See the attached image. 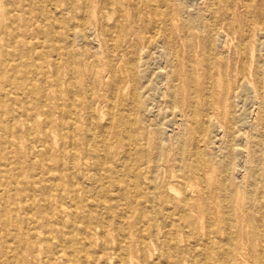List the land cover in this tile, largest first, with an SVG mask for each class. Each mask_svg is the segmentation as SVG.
Instances as JSON below:
<instances>
[{
    "label": "rangeland",
    "instance_id": "obj_1",
    "mask_svg": "<svg viewBox=\"0 0 264 264\" xmlns=\"http://www.w3.org/2000/svg\"><path fill=\"white\" fill-rule=\"evenodd\" d=\"M210 9L0 0V264H264V171L218 141L264 158V0Z\"/></svg>",
    "mask_w": 264,
    "mask_h": 264
},
{
    "label": "bare ground",
    "instance_id": "obj_2",
    "mask_svg": "<svg viewBox=\"0 0 264 264\" xmlns=\"http://www.w3.org/2000/svg\"><path fill=\"white\" fill-rule=\"evenodd\" d=\"M216 1L217 0H209V6L211 7V9L210 10H214V7H215V5H216ZM91 10V9H90ZM211 13V16H212V12H210ZM209 17V16H208ZM239 18V17H238ZM193 21L194 22H196V23H198V24H200L201 25V27H202V23H203V19H202V16H198V17H195V18H193ZM43 33V32H42ZM95 34V33H94ZM249 34L251 35V37L255 40V42L256 41H258V39L259 38H264V18H263V20H262V23L261 24H259V25H253V26H251V28H250V30H249ZM215 36V35H214ZM213 39V38H212ZM95 40V39H94ZM88 43V42H87ZM161 43V42H160ZM159 43V44H160ZM216 43V42H215ZM89 44V43H88ZM94 45V44H93ZM210 45V44H209ZM260 45V44H259ZM95 47V46H94ZM216 47V46H215ZM259 48V47H258ZM262 48V47H261ZM142 49V48H141ZM168 50H169V48H168ZM142 51V50H141ZM167 52V51H166ZM258 52V51H257ZM140 54H141V52H140ZM258 54V53H257ZM71 55V54H70ZM161 56V55H160ZM263 56V55H262ZM140 57V56H139ZM162 59L163 58H165L164 56L163 57H161ZM258 59V58H257ZM6 60V59H5ZM140 60V59H139ZM144 60V59H143ZM89 61V60H88ZM92 61V60H91ZM90 62V61H89ZM158 62H159V60H158ZM168 62H170L169 60H168ZM259 62H261L260 60H259ZM139 63H140V61H139ZM161 63V62H160ZM163 63V62H162ZM167 63V62H166ZM168 64V63H167ZM167 64H165V65H167ZM211 64V63H210ZM14 65V64H13ZM164 66V65H163ZM167 66H169V65H167ZM207 66H208V64H207ZM110 67V66H109ZM142 67V66H141ZM166 67V66H165ZM253 67V66H252ZM115 68H116V66H115ZM111 69H112V67H111ZM170 69V68H169ZM191 70V69H190ZM211 70V68L210 67H208L207 68V72L208 71H210ZM74 71H76V70H74ZM116 71V70H115ZM112 72H113V70H112ZM137 73V72H136ZM158 73V72H157ZM167 73V72H166ZM138 74V73H137ZM73 75H74V73H73ZM112 75V74H111ZM209 74H207V76H208ZM134 76V75H133ZM160 76V75H159ZM162 76H164V75H162ZM256 85H257V87H258V89H260V90H263L264 91V66L262 67V68H260V69H258L257 71H256ZM113 77V76H112ZM209 77V76H208ZM71 78V77H70ZM160 78H161V76H160ZM112 79V78H111ZM128 79V78H127ZM163 79V78H162ZM161 79V80H162ZM166 79V78H165ZM168 79V78H167ZM170 79V78H169ZM218 79V78H217ZM133 80H134V78H133ZM112 81V80H111ZM219 81V80H218ZM167 82V81H166ZM217 82V81H216ZM163 83V82H162ZM255 83V82H254ZM166 84V83H165ZM71 85V84H70ZM88 85V84H87ZM113 85H115V84H113ZM162 85V84H161ZM167 85V84H166ZM165 85V86H166ZM133 86V85H132ZM172 87V86H171ZM174 87V86H173ZM144 88V87H143ZM158 88H160V87H158ZM165 88V87H164ZM190 88V87H189ZM115 89H116V86H115ZM248 89H250V88H248ZM158 90V89H157ZM161 90V89H160ZM162 90H163V88H162ZM241 90V89H240ZM239 90V91H240ZM252 90H253V88H252ZM90 91H91V89H90ZM246 91V90H245ZM249 91H251V89L249 90ZM92 92V91H91ZM140 93H141V91H139ZM164 93H165V90H164ZM235 93H236V91H235ZM167 94V93H166ZM164 95V94H163ZM242 95H243V93H242ZM262 96H264V94H261ZM165 98V97H164ZM228 98V97H227ZM89 99V98H88ZM136 99V98H135ZM235 100V99H234ZM76 102H77V100H76ZM163 102H164V100H163ZM162 102V103H163ZM263 102H264V99H263ZM133 103V102H132ZM161 103V104H162ZM239 103V102H238ZM242 103V102H241ZM255 103H256V101H255ZM76 104V103H75ZM74 104V105H75ZM160 104V105H161ZM172 104V103H171ZM156 105V104H155ZM69 106H71V104L69 105ZM150 106V105H149ZM159 106V105H158ZM163 106V105H162ZM248 106V105H247ZM77 107V106H76ZM238 107V106H237ZM160 108H163V107H160ZM143 109V108H142ZM165 109V108H164ZM172 109V108H171ZM236 109H238V108H236ZM45 111V110H44ZM164 112V111H163ZM236 112V111H235ZM158 113V112H157ZM160 114V113H159ZM165 114H166V112H165ZM162 115H164V114H162ZM179 115V114H178ZM238 115V114H237ZM156 116V115H155ZM167 116V115H166ZM203 117H204V113H203V115H202ZM205 116H206V114H205ZM179 117V116H178ZM243 117V116H242ZM249 117V116H248ZM151 118V117H150ZM180 118V117H179ZM232 118H233V116H232ZM255 118V117H254ZM151 119H153V118H151ZM157 119V118H156ZM177 119V118H176ZM158 120V119H157ZM178 120V119H177ZM158 121H160V119L158 120ZM158 121H157V123H158ZM162 121H164V120H162L161 119V122ZM207 121V120H206ZM178 122H180L179 120H178ZM238 122V121H237ZM110 123V122H109ZM169 123V122H168ZM159 124H160V122H159ZM178 124V123H177ZM176 124V125H177ZM249 124V123H248ZM90 125V124H89ZM107 125V124H106ZM245 125V124H244ZM250 125V124H249ZM75 126V125H74ZM160 126H161V124H160ZM239 126H241V125H239ZM167 127H168V125H167ZM241 127H243V126H241ZM240 127V128H241ZM159 128V127H158ZM170 128H172L171 126H170ZM180 128V127H179ZM238 129V127H236V125H235V123L234 122H232L230 125H229V127H228V129L227 130H222L221 131V135H220V138L218 139V141H220L221 143H222V150H223V152H224V154H225V157L228 159L227 161H228V163H227V165H231V164H233L234 162V156L237 154V155H240L241 157H243V160L242 161H240L239 162V165L240 166H242L246 171H247V164H258V167L262 170V171H264V158L262 159L261 157H259V156H257V155H255V154H251L250 155V157L248 158L247 157V155L245 156L244 155V152L243 151H238L237 150V147H236V145H235V141L237 140V137L240 135L239 134V132L237 131V129ZM247 128V127H246ZM150 130V129H149ZM177 130V129H176ZM179 130V129H178ZM95 131V130H94ZM164 131V130H163ZM172 131V130H171ZM242 132H243V134H244V132L245 131H243V130H241ZM75 132V131H74ZM168 132H170L169 130H168ZM165 133V132H164ZM177 133V132H176ZM166 134H167V132H166ZM178 134V133H177ZM239 134V135H238ZM169 135V134H168ZM252 135V134H251ZM158 136H160V135H158ZM241 136V135H240ZM217 137H219V135L217 136ZM216 137V138H217ZM242 137V136H241ZM249 137H250V135H249ZM110 138V137H109ZM244 138V137H243ZM243 138H242V140H243ZM99 139V138H98ZM166 139H168V137H166ZM235 140V141H234ZM238 140H239V138H238ZM255 140V139H254ZM170 141V140H169ZM244 141V140H243ZM28 142V141H27ZM159 142V141H158ZM217 142V141H216ZM246 143V142H245ZM252 143V142H251ZM242 144V143H241ZM218 145V144H217ZM262 146V145H261ZM260 146V147H261ZM158 148V147H157ZM239 148V147H238ZM74 149V148H73ZM72 149V150H73ZM202 149V148H201ZM218 149V148H217ZM246 149V148H245ZM263 149V148H262ZM129 150V149H128ZM240 150H241V148H240ZM132 151V150H131ZM135 151V150H134ZM247 151V150H246ZM125 152V151H124ZM159 152V151H158ZM160 153V152H159ZM201 153V152H200ZM129 155V152H128V154H127V156ZM133 156V155H132ZM133 159V158H132ZM129 161V160H128ZM131 161H133V160H131ZM182 167V166H181ZM226 167V166H225ZM228 167V166H227ZM242 167H241V169H242ZM219 169H220V167H219ZM227 169V168H226ZM221 170V169H220ZM223 170V169H222ZM243 170V169H242ZM101 170H99V172H100ZM226 171V170H225ZM248 171H252V170H248ZM250 173V172H249ZM133 174H135V173H133ZM132 174V175H133ZM225 174H226V172H225ZM229 175V174H228ZM184 176H186V180L187 181H191L192 180V178L193 177H191L189 174H188V172H186V173H184ZM194 176H195V178L194 179H196L198 182H202V177H203V175H202V171L201 170H196L195 171V173H194ZM76 177V176H75ZM74 177V178H75ZM259 178H260V180H262V181H264V174H260L259 175ZM77 181H78V179H77ZM246 181V180H245ZM250 183V182H249ZM106 185V184H105ZM104 185V186H105ZM23 186V185H22ZM134 186V185H133ZM258 186V185H257ZM258 188V187H257ZM252 190V189H251ZM187 192V191H186ZM229 198V197H228ZM261 201H264V200H261ZM35 202V201H34ZM35 205V204H34ZM158 206V205H157ZM232 214V213H231ZM208 217V216H207ZM151 218V217H150ZM209 218V217H208ZM226 218V217H225ZM209 220V219H208ZM209 223V222H208ZM261 223V222H260ZM209 225V224H208ZM99 226V225H98ZM126 227L125 226H122V225H120V226H116L114 229H113V232L115 233V238H114V242L115 243H117V246H116V249H117V251H119V250H121V247H122V242H123V240H124V238H125V236H126ZM209 231V230H208ZM261 231V230H260ZM263 231V230H262ZM261 231V232H262ZM216 235V234H215ZM105 236H106V231H105V229L103 230V232H101L100 233V237H101V248H102V250L106 247L105 246ZM141 236V235H140ZM51 237V236H50ZM209 238V237H208ZM112 240V239H111ZM70 243H74V242H72V241H70ZM260 245V244H259ZM127 247V246H126ZM262 247L264 248V236H263V238H262ZM226 249V248H225ZM60 254V253H59ZM155 254V253H154ZM99 257H101V256H99ZM102 259H103V255H102ZM116 259H117V261L120 263L121 262V257L117 254V256H116ZM44 261V260H43Z\"/></svg>",
    "mask_w": 264,
    "mask_h": 264
}]
</instances>
